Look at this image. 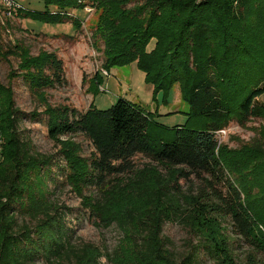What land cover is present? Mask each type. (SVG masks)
I'll list each match as a JSON object with an SVG mask.
<instances>
[{
  "label": "trees",
  "instance_id": "obj_1",
  "mask_svg": "<svg viewBox=\"0 0 264 264\" xmlns=\"http://www.w3.org/2000/svg\"><path fill=\"white\" fill-rule=\"evenodd\" d=\"M37 1L42 9L20 5L11 16L0 8L5 26L17 17L44 24L69 23L78 33L83 21L73 14L90 8L95 15L89 30L91 46L101 53L108 76L113 68L135 63L153 95L162 92L166 103L177 86L188 107L186 124L168 128L155 122L154 114L123 98L106 110L92 103L84 113L45 104L52 138L82 136L92 147L90 157L82 160L76 145L65 144V167L60 171L73 187L98 192L84 209L96 226L115 225L125 232L133 264H198L205 258L211 264H264V234L257 230L264 226V202L260 203L264 196L249 201L235 177L238 168L254 163L242 152L235 153L241 166L234 168L216 138L217 132L233 122L244 126L251 119H264V0ZM5 26L0 25V34L7 31ZM152 40L154 47L148 50ZM9 57L19 61L32 92L41 94L65 83L62 62L53 54L40 52L32 57L23 44L3 46L0 38V59ZM105 77L96 75V92ZM8 96L9 89L0 85V97L8 101ZM19 114L11 102L2 118V146L10 153V164L0 174V264H34L40 254L62 264H98L100 254L92 257L90 246L70 244L62 220L50 215V207L35 216L24 206L27 168L47 174L53 165L33 155L18 136ZM250 151L259 159L264 157V141H255ZM137 155L155 165L149 164L146 173L139 172L132 164ZM263 162L250 174L255 175L253 185L264 183ZM123 175L139 186L137 195L147 201L148 209L129 208L123 214L113 209L114 195L120 189L116 182ZM181 182H188L189 187L184 190ZM21 211L33 219L41 216L36 225L42 241L38 247L31 231L16 234ZM167 223L178 224L189 235L185 255L176 256L171 250V241L163 235ZM242 247L245 250L237 253ZM112 264H119V257Z\"/></svg>",
  "mask_w": 264,
  "mask_h": 264
},
{
  "label": "rangeland",
  "instance_id": "obj_2",
  "mask_svg": "<svg viewBox=\"0 0 264 264\" xmlns=\"http://www.w3.org/2000/svg\"><path fill=\"white\" fill-rule=\"evenodd\" d=\"M14 1L25 9L43 8L37 0ZM73 15L83 21L81 31L78 33H75L69 23L44 24L31 19L20 21L17 17L10 18L9 27H7L0 13V25L7 29L5 32L1 30L0 34L3 46L9 47L14 43L23 44L29 49L32 57H37L40 52L55 55L56 59L62 62L65 78L63 86L44 89L40 92L41 95L29 89L27 79L24 78L26 72L19 69V61L16 58L9 57L5 61L0 59V85L9 89L8 101L0 97V174L10 164V153L8 150H3L2 146L4 142L2 118H6L4 114L9 111L12 102L13 108L20 112L17 115L18 136L27 142L33 155H39L53 165L47 174L36 172L31 169V166L27 168L24 179L26 184L24 192L27 198L23 202L24 206L35 216L42 214L45 207H50V215L56 220H62L64 236L70 244L76 247L90 246L92 257L100 254L98 264H112L115 257H119V264H133V249L125 232L115 225L108 229L96 226L95 219L84 210L86 203L97 198L98 192L94 188L73 187L65 182L64 174L60 171L62 167H65V162L62 160L65 144L76 145V154L85 160L92 153L89 141L82 136H74L70 140L66 137L52 138L47 129L48 117L44 115L45 104L51 108L71 107L79 113H84L92 103L96 109L106 110L123 98L135 102L154 114V121L168 128L186 124L185 113L188 107L182 102L177 86L167 95L166 103L162 92L153 95L152 87L145 83L144 75L135 63L111 69L108 72L109 76L103 78L101 88L96 92L95 77L105 70L102 68L101 53L93 50L91 46L89 30L95 23V15L90 8H85L83 11L77 10ZM65 36L74 38L68 39ZM154 43L155 41L152 40L147 49L151 50ZM216 138L218 148L221 147L228 153L230 160H233L234 168L241 166V162H238L237 157L235 158V153L242 152L247 160L254 163V167L252 165L247 168H238L235 177L246 189V193H243L248 196L249 201H260L264 196V183L254 182L257 185H253L251 179L255 180V175L250 174L264 161V157L260 156L259 159V155L250 151V146L255 141H264V119H251L244 126L233 122L225 130L217 132ZM132 161L135 169L142 173H146L149 164L155 165L142 155L135 156ZM157 170L165 175L163 169ZM154 174L153 172L152 175ZM127 175L117 179L116 183H120V189L114 195L113 209L119 214H123L125 209L129 208H134L138 212L148 209L150 206L147 201L137 195L139 186L132 184ZM181 184L184 190L189 187L188 182H181ZM5 201L2 199V202ZM262 202L264 200L260 201ZM17 215L16 234L19 236L25 230H29L31 231L29 235L36 246L42 244L37 236L36 228L41 216L33 219L24 212L22 214L18 212ZM257 230L264 234L263 225H259ZM163 235L171 241L170 248L176 256L185 255L188 252L187 240L190 237L181 226L167 223L163 228ZM244 250L245 248L242 247L237 253ZM34 264H62V262H57L53 258L48 260L40 254L36 257ZM198 264H211V262L205 258Z\"/></svg>",
  "mask_w": 264,
  "mask_h": 264
},
{
  "label": "built area",
  "instance_id": "obj_3",
  "mask_svg": "<svg viewBox=\"0 0 264 264\" xmlns=\"http://www.w3.org/2000/svg\"><path fill=\"white\" fill-rule=\"evenodd\" d=\"M0 8L7 16L13 15L15 12L20 10L21 6L14 0H0ZM88 11V10H87ZM105 76L108 77V74L103 72Z\"/></svg>",
  "mask_w": 264,
  "mask_h": 264
}]
</instances>
